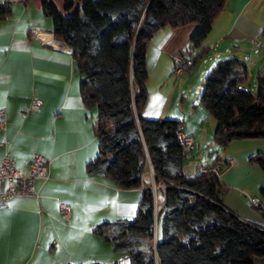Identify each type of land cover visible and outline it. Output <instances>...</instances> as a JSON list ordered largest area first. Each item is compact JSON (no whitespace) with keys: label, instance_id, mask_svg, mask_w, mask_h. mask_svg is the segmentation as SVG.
<instances>
[{"label":"trees","instance_id":"1","mask_svg":"<svg viewBox=\"0 0 264 264\" xmlns=\"http://www.w3.org/2000/svg\"><path fill=\"white\" fill-rule=\"evenodd\" d=\"M223 2L40 0L52 37L69 47L80 100L95 111L91 129L97 150L85 162V171L129 189L141 185L149 163L154 183L164 187L155 190L162 197L159 207L146 186L131 217L91 228L126 263L75 264H264V226L240 219L223 205L224 183L213 172L183 171L185 155L175 137L181 120L142 115L150 37L162 27L193 24L186 47L178 52L186 55L189 67L206 52L201 41ZM9 9L8 1H0V19ZM243 80L244 65L230 54L215 59L199 80L195 98L214 120L212 142L217 146L240 138L264 140V70L256 71L252 89L240 87ZM249 158L264 172V152ZM258 194L255 209L264 217V186Z\"/></svg>","mask_w":264,"mask_h":264},{"label":"crops","instance_id":"2","mask_svg":"<svg viewBox=\"0 0 264 264\" xmlns=\"http://www.w3.org/2000/svg\"><path fill=\"white\" fill-rule=\"evenodd\" d=\"M0 1L10 3L9 14L0 19V119L3 121L0 141H8L9 154L22 172L26 171L34 152L48 161V178L34 181L36 198H13L0 208V264L109 262L116 258L115 252L107 241L92 233L91 228L104 220L133 215L141 186L150 189L154 186V191L151 189L153 200L159 207L162 197L159 193L156 195L157 184L153 181L152 170L147 163L141 173V185L129 189L119 188L110 180L85 171V162L97 150L91 129L95 111L84 107L80 100L78 73L74 70L69 47L52 36V42L41 41L36 36L44 35L38 31L34 35V29L50 34V19L42 15L40 0ZM192 28L193 24H186L156 31L148 41L156 53L154 66L161 54L166 55L167 74L172 61L179 56L178 52L186 47ZM262 29L264 14L260 0H224L200 44V47H206L207 56L216 57L203 64L220 58L221 53L225 56L235 54V49H240L243 54ZM254 49L252 53L257 54ZM246 74L244 66V79ZM159 89L154 87L148 91L142 109L144 117H169L166 99L149 98ZM31 96L40 100L39 108L23 116L21 111L28 106ZM175 104L176 101L172 103ZM179 108V111L174 110L183 114L185 107ZM213 126L211 123L207 132L197 135L201 145L205 144L207 136L209 138V132L207 146L213 144ZM186 127L185 123L181 124V129L192 136L193 149L194 131ZM254 152V147L245 146L228 154L217 153L211 163L216 160L215 156L228 160L218 175L224 183L223 205L240 219L263 227L264 217L247 201V196L259 199L254 188L264 186V172L244 161ZM192 167L189 173L182 165L186 174L194 173L197 166ZM57 197L70 207L67 221L59 214Z\"/></svg>","mask_w":264,"mask_h":264},{"label":"rangeland","instance_id":"3","mask_svg":"<svg viewBox=\"0 0 264 264\" xmlns=\"http://www.w3.org/2000/svg\"><path fill=\"white\" fill-rule=\"evenodd\" d=\"M56 3L59 4V0H57ZM260 6L264 14V0H260ZM149 46L150 43L149 45H147L145 53V67L147 72V77L144 82L145 90L148 93V91H150L154 87L160 88L159 92L156 95H149V98L152 99L155 96H160L161 99H159V101L166 99L164 103L169 106L167 115L169 117L175 115L176 117H178V119L181 120V124H186L187 127L185 129L194 131L193 133L195 135L196 142L193 145V149L186 153L183 158L182 165L185 171L191 173L193 165H209L214 155L217 153L219 155H224L226 153L228 154L230 151L240 149L245 146H252L254 147V151L264 152V140L261 138L233 139L228 141L224 146H217L216 144L207 146V141L210 139V132L209 138L207 136L205 144L201 145V138H198L197 135L207 132L206 129L208 127L210 128V125L211 123H214V120L207 109L201 103H198L197 98H194L193 96L200 88L199 80L203 76L205 71L202 70L203 67L208 69L214 61H208L206 64L202 63V57H207L208 55V53L206 52L192 65H190L189 67L187 66L179 73L173 72L172 61L171 68L166 74V55L161 54L158 63L154 66L156 53H153L154 51ZM252 48H255L258 53L253 54ZM234 53L235 54L232 55L238 56L243 65L246 67L247 77L240 83V87L252 89L254 85V76L257 71L256 69L260 67L258 71L264 70V33L258 35L255 38L254 42L251 43L250 47L245 48V54H242L240 49H235ZM246 55H248V57H246ZM184 56L186 58V55ZM224 56L225 54H220V58ZM186 61L188 65L189 60L187 59ZM174 101H176V104L172 105ZM191 102H193V107H191ZM177 104L179 106L183 105V107H185V112L183 114H174V109H177L178 111L180 109ZM189 112L190 115H188ZM250 156H252V154L245 158V163L256 165V163L249 158ZM254 192L258 194L257 187L254 188ZM156 205L158 204L156 203ZM114 256L116 257H114L115 259L120 260L122 263H126L123 254L114 253Z\"/></svg>","mask_w":264,"mask_h":264},{"label":"built area","instance_id":"4","mask_svg":"<svg viewBox=\"0 0 264 264\" xmlns=\"http://www.w3.org/2000/svg\"><path fill=\"white\" fill-rule=\"evenodd\" d=\"M44 35L45 39L41 40V36H36V32ZM34 35L38 37L43 42H52V35L47 34L41 30L34 29ZM254 52L256 49L253 50ZM216 55L210 57H202V63L214 59ZM187 67V61L182 56H176L173 61V72L179 73ZM206 71V70H205ZM204 71V72H205ZM201 79V78H200ZM40 105V100L31 96L29 98V104L24 108L21 113L23 116L27 115L31 111L38 110ZM3 127V121L0 119V129ZM176 140L181 144L182 153L184 155L192 149V136L190 133L184 132L182 129L175 131ZM9 143L7 140L2 139L0 141V208L3 207L7 201L22 197V196H32L37 197V190L34 187L35 180L44 181L48 178V161L46 157L39 153H32L27 163V169L22 172L19 168L14 165L12 156L8 151ZM228 163V160H223L221 158L216 159L213 163L209 165H199L197 170L200 172H213L216 176L219 175L220 170ZM154 186L151 187V189ZM157 188L164 189L162 184H157ZM143 189L144 187L141 186ZM59 214L62 220L67 221L70 213V207L67 203L60 200L59 197L56 198ZM247 201L250 205L257 207L259 205V199L255 196H247Z\"/></svg>","mask_w":264,"mask_h":264},{"label":"water","instance_id":"5","mask_svg":"<svg viewBox=\"0 0 264 264\" xmlns=\"http://www.w3.org/2000/svg\"><path fill=\"white\" fill-rule=\"evenodd\" d=\"M177 110H174V114H177V115H179L178 113V111L176 112ZM148 162V161H147ZM149 164V163H148ZM149 168H150V170H151V167H150V165H149ZM154 187L152 188V190L154 191ZM155 218H156V215H154V222H155Z\"/></svg>","mask_w":264,"mask_h":264},{"label":"bare ground","instance_id":"6","mask_svg":"<svg viewBox=\"0 0 264 264\" xmlns=\"http://www.w3.org/2000/svg\"><path fill=\"white\" fill-rule=\"evenodd\" d=\"M42 38H41V40H44V36H41Z\"/></svg>","mask_w":264,"mask_h":264}]
</instances>
